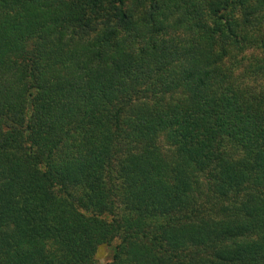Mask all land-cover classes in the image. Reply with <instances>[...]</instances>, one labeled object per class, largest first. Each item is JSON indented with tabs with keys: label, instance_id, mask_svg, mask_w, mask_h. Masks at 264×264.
Wrapping results in <instances>:
<instances>
[{
	"label": "trees",
	"instance_id": "obj_1",
	"mask_svg": "<svg viewBox=\"0 0 264 264\" xmlns=\"http://www.w3.org/2000/svg\"><path fill=\"white\" fill-rule=\"evenodd\" d=\"M264 264V0H0V264Z\"/></svg>",
	"mask_w": 264,
	"mask_h": 264
},
{
	"label": "rangeland",
	"instance_id": "obj_2",
	"mask_svg": "<svg viewBox=\"0 0 264 264\" xmlns=\"http://www.w3.org/2000/svg\"><path fill=\"white\" fill-rule=\"evenodd\" d=\"M113 250L108 246H101L99 248L97 259L99 264H109L112 261Z\"/></svg>",
	"mask_w": 264,
	"mask_h": 264
}]
</instances>
